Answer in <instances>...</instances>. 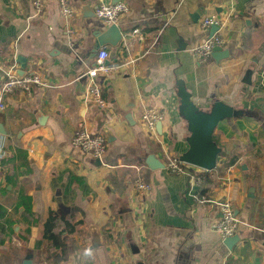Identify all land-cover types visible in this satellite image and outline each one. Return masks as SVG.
<instances>
[{
    "label": "crops",
    "instance_id": "1",
    "mask_svg": "<svg viewBox=\"0 0 264 264\" xmlns=\"http://www.w3.org/2000/svg\"><path fill=\"white\" fill-rule=\"evenodd\" d=\"M100 1L71 0L65 19L57 0L40 15L31 0H0V80L26 58V74L48 83L5 95L0 112V264H264V0H119L129 6L122 40L97 48L111 25L94 15ZM211 15L227 21L229 56L200 62L192 48L211 33L201 26ZM101 48L118 63L99 78L102 110L85 97L84 75ZM181 86L204 111L218 99L237 111L213 132L217 165L191 164L193 178L165 168L190 146ZM147 106L164 114L155 131L141 120ZM82 118L106 137L101 164L71 143ZM223 200L241 220L233 249L213 229Z\"/></svg>",
    "mask_w": 264,
    "mask_h": 264
},
{
    "label": "built area",
    "instance_id": "2",
    "mask_svg": "<svg viewBox=\"0 0 264 264\" xmlns=\"http://www.w3.org/2000/svg\"><path fill=\"white\" fill-rule=\"evenodd\" d=\"M35 15L44 13L47 7V0H31ZM62 16L65 19H70L75 10L71 4V0H57ZM129 6L122 1L113 2L111 0H101L95 7L94 15L97 19H101L109 24H118L120 18L128 13ZM227 21L221 19L217 15L205 17L201 26L210 30L212 26L217 29L209 33L198 45L192 48L193 56L200 62L207 61L214 51L215 47H221L225 43V36L223 29L226 27ZM134 34L139 32V29H133ZM109 52L106 48H101L94 59L91 66L87 67L84 75L87 79L85 97L89 99L92 104L102 110L107 106V101L104 96L102 85L99 81L100 76H110L118 66V63H108L107 59ZM48 86L47 81L38 73L25 74L23 77H18L15 74L13 67L4 70L3 78L0 80V112L6 109L5 95L11 94L15 91H20L26 94H32L36 88H45ZM164 114L154 106H147L141 114V120L147 127L155 131L156 124L161 122ZM72 145L84 152L91 154L93 157L101 158L107 149L106 137L102 133L92 132L85 118L78 122L76 130L72 136ZM6 154L4 140L0 143V158ZM192 167L176 155H167L165 168L170 173L188 174L193 178L192 172L189 168ZM135 189L140 193L146 194L152 189V185L147 182L142 176H139L134 182ZM192 197L200 204L210 202L205 195L199 193L192 194ZM220 209V218L214 223L213 229L221 235L222 238H227L238 233L241 220L235 213L234 206L231 201L223 200L217 202Z\"/></svg>",
    "mask_w": 264,
    "mask_h": 264
},
{
    "label": "water",
    "instance_id": "3",
    "mask_svg": "<svg viewBox=\"0 0 264 264\" xmlns=\"http://www.w3.org/2000/svg\"><path fill=\"white\" fill-rule=\"evenodd\" d=\"M119 1V0H117ZM116 1V2H117ZM115 2V1H114ZM217 29L216 26L211 27V33ZM99 35L97 39V48H100L104 44L117 45L122 40V31L118 24H111L106 29H99ZM226 51H223L221 47H215L212 56L216 59H226L228 54L221 56ZM21 59H19L20 61ZM23 64L20 69L15 70V74L18 77H23L26 74L27 59L24 58ZM252 70L248 69L244 81L251 84ZM182 91V103L184 105V117L189 122L190 126V137H189V150L181 156V159L187 163L193 164L205 170H212L215 168L218 162V156L222 152L219 145L213 140V132L218 125L219 121L223 118L231 115H236L237 111H234L229 105L218 100L213 101L210 107V111H204L198 103H196L190 96L189 92L181 86ZM102 117V116H101ZM105 121H102L99 126L98 132L101 131ZM161 125V122H160ZM111 137V132L104 129ZM0 132H5L4 129L0 128ZM98 164H101V160L97 159ZM150 163V160H148ZM153 165L152 163L150 164ZM160 166H163L160 164ZM246 169V167H244ZM235 208V206H234ZM236 209V208H235ZM237 214V210H235ZM93 240L92 248H96L101 245L99 241V231L95 226H92ZM240 236L235 234L233 236L225 238V244L229 249H233L235 244L240 241ZM32 260L27 258L23 261V264H31Z\"/></svg>",
    "mask_w": 264,
    "mask_h": 264
}]
</instances>
